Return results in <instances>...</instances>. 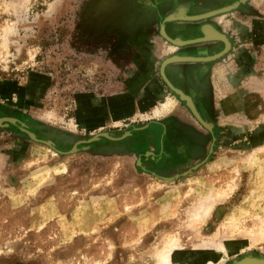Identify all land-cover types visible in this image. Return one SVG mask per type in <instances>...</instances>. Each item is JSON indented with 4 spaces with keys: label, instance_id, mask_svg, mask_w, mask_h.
<instances>
[{
    "label": "rangeland",
    "instance_id": "374dc122",
    "mask_svg": "<svg viewBox=\"0 0 264 264\" xmlns=\"http://www.w3.org/2000/svg\"><path fill=\"white\" fill-rule=\"evenodd\" d=\"M235 2L0 0V118L15 120L0 126V264H154L167 235L186 242L175 258L189 264L264 258V0L164 23L162 35L181 42L201 38L208 24L202 31L226 36L227 50L210 40L176 46L158 33L168 14ZM172 56L229 65L247 119L221 126L194 108L211 128L193 120L204 146L189 164L184 148L159 158L162 120H144L167 112L171 99L182 104L158 73ZM157 86L171 99L157 97ZM150 92L159 102L147 108ZM99 133L110 139L88 142ZM125 138L126 150L117 142ZM202 202L212 203L210 214L191 227ZM218 238L227 256L215 250Z\"/></svg>",
    "mask_w": 264,
    "mask_h": 264
},
{
    "label": "crops",
    "instance_id": "0c3cea01",
    "mask_svg": "<svg viewBox=\"0 0 264 264\" xmlns=\"http://www.w3.org/2000/svg\"><path fill=\"white\" fill-rule=\"evenodd\" d=\"M185 1L177 0L180 3ZM192 1L198 2L199 0ZM169 5V2L161 5L158 17L170 11L171 6ZM201 5L202 3L196 4L199 7L197 8L198 10L201 9ZM207 6H209L208 3H206ZM177 9L187 10L184 6L177 7ZM152 19L156 20L157 17L153 16ZM165 31L168 35L173 34V30L169 26L165 27ZM168 52L170 50L164 47L160 55H165ZM164 74L174 88L191 96L195 108L202 119L220 120L221 126L233 125L235 120H247L242 111L243 105L240 103L239 89L230 84L233 78L229 65L180 62L166 65L164 67ZM155 94L157 97L164 96L165 98H170L164 95L165 93L158 86ZM152 98V92L147 94L144 104L145 107L149 108L152 104H154L153 106L158 105L159 99ZM171 101L173 105L167 112L161 113L158 117L151 116L144 120H162V124L166 125V127L163 131L164 133H161L160 136H162V144L167 158L172 157V154H178L177 152L184 148L185 152L179 153V156H181L180 158L183 159L185 164H189L190 161L193 159L196 160L201 156L204 141L199 136L197 124L193 122L194 119L189 115L187 109L181 103L172 99ZM124 118H127V115L126 117L116 116L118 120H112L113 127H117L115 125L120 120H125ZM196 134L198 135L196 136ZM127 141L129 142V139H126Z\"/></svg>",
    "mask_w": 264,
    "mask_h": 264
},
{
    "label": "bare ground",
    "instance_id": "6f19581e",
    "mask_svg": "<svg viewBox=\"0 0 264 264\" xmlns=\"http://www.w3.org/2000/svg\"><path fill=\"white\" fill-rule=\"evenodd\" d=\"M226 11V9L222 10V12ZM208 14H202V15H197V16H181V17H173L171 18L170 21L172 20H199L202 18H210L214 12H207ZM172 16V15H171ZM209 26V25H208ZM205 26H203L202 28H204ZM211 27V26H210ZM201 28V34L203 35L201 38L196 39V40H192V41H185V42H181V41H177V40H172L170 38H168L167 36H164L167 40H171V43L176 45V46H181L184 44H189V43H193V42H199V41H221L224 43L225 45V50H227L228 48H230V43L229 41H226V36L224 37V35H217L216 33H212L211 31H208V27L205 28L202 31ZM212 28V27H211ZM162 29H164V27L161 28V32L163 31ZM218 33V32H217ZM162 34V33H161ZM228 40V39H227ZM229 43V46H228ZM228 46V48H227ZM212 58H192V57H170L168 59L163 60L161 67H160V72H161V76L164 78V80L167 82V84L173 88V86L170 84V82L166 79L165 75H164V67L170 63H175V62H183V63H190V62H195V61H204V60H210ZM192 60V61H191ZM186 61V62H184ZM179 93L180 96V100H184L187 104V106L190 108V110L193 112V114L196 116V118L198 120H200V118L198 117V115L196 114L195 111V107L193 106L191 99L189 97H187L184 93H182V91H177ZM162 109L168 110L171 106V101L164 100L161 103ZM204 122H202L201 124H203ZM203 126L208 127V125H206L205 123L203 124ZM209 128V127H208ZM212 205V203H211ZM210 204H207L206 202H202L198 207L195 208V210H193L191 213H189V223H187L188 225H190L191 227H193L195 224L194 221H199L202 222L205 218H207V216H209L210 211L212 209V206ZM225 234L222 236L224 237ZM221 237V236H220ZM221 237V238H222ZM221 238H218L216 244L214 245L215 250L220 253L223 256H227L229 254V250L227 248L224 247L223 244V240ZM237 242V241H236ZM235 243V242H234ZM226 244V243H225ZM195 245V244H194ZM192 244V247L194 246ZM198 245V244H197ZM213 245V244H212ZM238 245V244H237ZM250 246V244H249ZM189 248L186 245V242L181 240L180 238H178L175 235H167L165 237V240L162 241V243L158 246L157 249H155V251L153 252L151 258L154 264H189L190 262H188L183 255H181L182 258L180 259H176L175 258V254H179V253H184L185 251H187ZM221 259V258H220ZM255 259L252 258H247L244 261H242L239 264H259L258 261H254ZM191 261V260H190ZM215 261H205L203 262V264H214ZM262 264V263H261ZM264 264V261H263Z\"/></svg>",
    "mask_w": 264,
    "mask_h": 264
},
{
    "label": "water",
    "instance_id": "95a60500",
    "mask_svg": "<svg viewBox=\"0 0 264 264\" xmlns=\"http://www.w3.org/2000/svg\"><path fill=\"white\" fill-rule=\"evenodd\" d=\"M246 0H239V2L240 3H243V2H245ZM239 2H235V3H233V4H231V5H227V6H224V7H221V8H218V9H215V10H213V11H211V12H214L212 15H210V16H215V15H218V14H221V13H224V12H227V11H229V10H231V9H233V8H235L237 5H238V3ZM224 9H226V11H224V12H222V10H224ZM206 14H208V13H206ZM171 15H173V14H168L166 17H164L163 19H162V21H161V23H160V25H159V31H158V33H159V35L166 41V42H171V40H167L162 34H161V28L162 27H164V23H167V22H171L170 20H171V18H172V16ZM202 26H208V24H203V25H201L199 28H198V31H199V33H200V35H201V28H202ZM210 26V25H209ZM174 39H176V38H174ZM177 39H179V38H177ZM170 44V43H169ZM215 56V55H214ZM219 57V56H218ZM218 57H216V58H218ZM158 73H159V76H160V78L162 79V81L164 82V84L167 86V88L173 93V94H175L176 96H177V98L179 99L180 98V96H179V93L177 92L178 90L176 89V88H172V87H170L168 84H167V82L164 80V78L161 76V74H160V70H159V67H158ZM180 101H182L183 103H184V105H185V107L187 108V110L190 112V114L193 116V118L196 120V122L198 123V124H200L201 125V123H202V121H200V120H198L197 118H196V116L193 114V112L190 110V108L186 105V103H185V101L184 100H180ZM10 120H8V118H0V126H2V124L3 123H11V124H13L14 122H15V120L14 119H11V118H9ZM205 122V121H204ZM209 124V123H208ZM3 125H5V124H3ZM211 125V124H210ZM203 127V126H202ZM204 128V127H203ZM210 128L211 127H209L208 128V131H210ZM27 134V136L31 139V140H35L34 139V137H33V135L31 134V133H26ZM104 134H106V133H99V134H96V135H94V136H92L89 140H88V142H91V141H95V140H97V138L98 137H104V138H107V139H110L108 136H107V134H106V136L104 135ZM124 134V133H123ZM122 134V135H123ZM121 135V136H122ZM120 136V137H121ZM119 137V138H120ZM44 144H46V145H49V143L48 142H44ZM74 149H75V146H72V148L70 149V151L69 152H73L74 151ZM208 153L210 154L211 153V145H210V148H209V150H208ZM195 169V168H194ZM249 259V258H252V259H255L256 261H258L259 262V264H263V261H264V258H260V257H252V256H242L241 258H239V259H237V260H234V261H232L230 264H239V263H241L242 261H244L245 259ZM254 260V261H255Z\"/></svg>",
    "mask_w": 264,
    "mask_h": 264
},
{
    "label": "flooded vegetation",
    "instance_id": "af4514ba",
    "mask_svg": "<svg viewBox=\"0 0 264 264\" xmlns=\"http://www.w3.org/2000/svg\"><path fill=\"white\" fill-rule=\"evenodd\" d=\"M222 48V47H221ZM190 97V96H189ZM182 102V101H181ZM182 104H183V106L185 107V105H184V103L182 102ZM195 106V105H194ZM186 108V107H185ZM196 109V108H195ZM188 111V110H187ZM197 111V110H196ZM189 112V111H188ZM200 116V115H199ZM192 118H193V116H191ZM200 118L202 119V117L200 116ZM195 120V119H194ZM202 120H204V119H202ZM159 129H160V134L159 135H161V133H164L163 131L165 130V127H166V125H164V124H159L158 126H157ZM163 135V134H162ZM129 136H130V133H129ZM145 138V137H144ZM113 139V138H112ZM116 139V138H115ZM126 139V138H125ZM117 142H119L120 144L119 145H122V148H127L128 146V144H130V141L128 142H126V140H122V141H117ZM163 140H162V136H160V146H159V158L160 157H165L166 156V153H165V151H164V148H163ZM124 148V149H125ZM131 148V147H130ZM126 150V149H125ZM132 150V149H131Z\"/></svg>",
    "mask_w": 264,
    "mask_h": 264
}]
</instances>
